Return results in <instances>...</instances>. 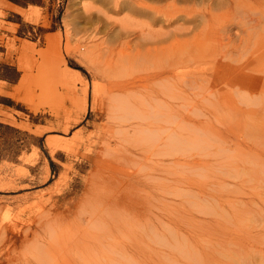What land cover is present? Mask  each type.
Masks as SVG:
<instances>
[{"label": "rangeland", "instance_id": "1", "mask_svg": "<svg viewBox=\"0 0 264 264\" xmlns=\"http://www.w3.org/2000/svg\"><path fill=\"white\" fill-rule=\"evenodd\" d=\"M16 8H23L27 13L22 14ZM102 12L103 5L98 0H0V264H91L87 259L91 255L88 257L90 262L96 257L100 264H117L119 261V264H264V114L250 117L245 112L222 108L227 101H216L203 92L204 100L193 99L197 102L184 97L175 98V101L168 98L180 107L179 114L164 111L160 126L152 124L146 130L148 133L131 129L123 136L118 127L120 135H117L113 125L119 126L122 118L105 112L107 104L110 106L107 102L112 103L108 97L109 89L113 83L121 81L142 84L147 47L144 45L139 49L142 57L138 59L135 30L139 21L118 22L112 17L110 22ZM122 22L127 25L123 28L126 32H114L122 28ZM102 24L109 30H104ZM262 32L264 29L260 30ZM196 33L199 45H209L205 48H210V57L216 55V58H208L205 54L207 56L199 57L195 63L207 68L208 81L219 82L223 79L215 74L219 71V61L230 62L218 53L227 48V41L217 32ZM250 33L231 32L232 59H241L239 50H243L242 46L248 40L251 41L249 50H254ZM208 40L212 41L206 43ZM242 40L246 42L242 43ZM232 59L231 63L236 64ZM237 63L241 65L242 60ZM246 84L241 92L238 90L241 97L232 92L231 105L244 109L264 102V94H251L253 91ZM232 87L237 91V87ZM177 89L172 92L175 94ZM94 92L102 93V96H95ZM121 93H127L124 96L133 100L130 103L148 100L142 88H127ZM249 101L252 105H248ZM212 102L217 107L213 116L207 111L213 107H209ZM195 105H200L197 111H193ZM181 107H188L190 111H182ZM158 110L156 105L135 107L130 113L146 118L150 123L153 121L151 116L159 114ZM186 112L190 113L187 115L190 121L189 118L181 121L182 115L187 117ZM205 118H208L207 123ZM193 120L201 123L194 125ZM229 122L234 127L231 129V146L225 144L223 137L224 124ZM107 131L111 132L107 134ZM168 131L175 139L169 138L165 145L159 146L163 139L159 141L157 135H165ZM141 134L145 139H141ZM47 137L54 139L48 143ZM105 138L111 139L110 142ZM139 144L154 151L161 147L160 150L163 148L167 154L168 158L160 154L148 158L142 156L145 166L140 165L139 171V174H151L156 161H166L167 177L157 174L153 177L155 185L161 184L168 192L166 203L161 205L157 200L156 187L149 188L153 207L151 225L146 228L148 235L142 231L144 224L140 226L139 220L133 228L114 234L106 222L94 217L97 212L94 202L102 194L105 195L102 200L118 194L119 178L124 180L126 176L119 171L132 169L130 161L126 165V160L118 161L117 157L127 148ZM170 153H176L183 162H191L194 158L213 165L197 168L183 162L177 165L171 161ZM135 155L142 160L139 154ZM219 167L231 170V176L217 180L216 176L221 173ZM111 173L114 175L109 176ZM111 176L118 177L113 181ZM212 179L218 181V186L213 185L210 190L217 191L214 192L219 195L217 200L207 194L196 196L195 188ZM71 197L77 206L72 208L73 213L69 216L65 205L58 208L56 205L69 202ZM97 205L100 212L97 214L122 210L110 203ZM160 206L163 212L159 210ZM198 208L205 214L197 212ZM162 213L164 215H160ZM48 218L52 222L50 226L32 232L38 219ZM113 234L118 242L114 241L116 238H109ZM162 234L169 237V247L160 245ZM90 235L101 236L100 246L89 250L91 254L78 257L74 251L85 245L82 236ZM135 240L139 243L136 252L129 251L126 255L111 252L113 243L115 247L112 248L118 249Z\"/></svg>", "mask_w": 264, "mask_h": 264}, {"label": "bare ground", "instance_id": "2", "mask_svg": "<svg viewBox=\"0 0 264 264\" xmlns=\"http://www.w3.org/2000/svg\"><path fill=\"white\" fill-rule=\"evenodd\" d=\"M98 1H100L103 5L102 14L104 13L105 16L110 18V20H111L110 22H112V20H113V19H111L112 17L116 20H119L118 22H120L121 20H125V21L130 20V21H135V22L139 21V24L135 30V32H137L135 39H136V44L138 47V50H137V57L139 56L138 59L140 57H142L139 49L143 48L144 45L147 47L146 52H145V56H146L145 62L147 64L143 62L144 60H142V62L145 64L144 76L142 77L143 78L142 84L139 85V84H136L135 82H132V81L115 82L111 85V87L109 89L110 93L108 94V97L110 100H112V103L104 101V102L110 103V106H108V104H107L108 108L107 109L105 108L106 109L105 112L112 113V114L109 113L108 115L112 116L115 114V115L119 116L120 118H122L119 121V119H117V117H116V119L119 121V123H118L119 126H117L115 128L116 125L115 126L113 125V127H114L113 129H117L115 131L116 132L118 131V133H119L117 135H120L119 130H121V134L122 133L124 134L123 136H125V134L128 135L131 132L130 131L131 129L132 130H141L143 133H144V131H145V133H148L146 130H148L149 127L153 126L152 124H156V125L160 126V121H162V115L165 114L164 111H166L167 113H169L171 115L179 114L180 107H177L176 105L171 103V101L169 102L168 98L172 99V101H175L178 98L184 97V98H187L189 100H192L193 102H197L193 99L204 100L203 92L210 94V96H213V98H215L216 101L217 100L227 101L228 103H224L225 107H222V108L234 110L237 112H245L250 117L255 116L257 113L264 114V102L261 103L260 105L257 103H254L255 107H252L253 105L249 101L248 102L249 104L248 103H245V104L252 105V106H246L244 109L239 105H236V106L231 105V98H233L232 92L238 93V96H240L239 92H241L244 88L247 87L246 86L243 88L242 87L243 84H246V83L248 84V89L250 87V90L253 91V92H251V94L255 93V92L257 93V95H259L261 93L264 94V52H262L264 50V32L260 33V30L264 29V0H98ZM22 9L16 8V10L21 12L22 14L27 13L26 11L25 12L23 11L24 9L23 10ZM231 18H233V21H231ZM101 23H103V22H101ZM115 23L116 22H114V24ZM122 23H120L122 25V28H120L121 25H119L120 29L116 30V28H115L116 31H114V32H121V30L123 32H126V30L123 29V28H127V27H125L126 24H124V23L122 24ZM261 25H263V27ZM104 27H102V28H104ZM106 28H108V27H105L104 30H106ZM117 28H118V26H117ZM258 28H260V29L258 30ZM112 29H111V31H112ZM108 30H106V31H108ZM127 30H129V29H127ZM130 30L132 31V29H130ZM236 31L237 32H252L250 34H252L251 35L253 37L252 44L254 45V50H252V51L249 50L250 49L249 46L251 44L250 43L251 41L248 42L249 41L248 40L247 41L248 43L246 42V40L243 41L244 38H246V37H244L242 40L243 41L242 43L246 42V44L245 45L243 44V46H242L243 50L240 51L236 47V49H238L240 54H241L240 55L241 59L238 57L239 60L237 59V57H236V59L231 58L232 57L231 53H233V52H231V32H236ZM196 32H217V33H219V36H221L222 40L226 39V41H227V42H225V45H227V48L225 47L224 50H220V51H218V53H220L222 55V58L226 57V59H229L230 62L228 61L227 63H221L223 61H219L218 65H217V68H219V71L218 72L215 71V74H219V75L223 76V79L219 82L208 81V78H207L208 70H207V68H205L204 66L201 67L200 64L198 65L195 63V62H197L199 57L207 56L205 54L209 55L208 52L211 50L210 48L209 49L205 48V47H208L209 45H207V46L199 45V42H197L195 39L197 37V34H198ZM189 34H191L192 36L187 37V35H189ZM247 38H249V37H247ZM219 39H220V37H219ZM210 41H212V40H208L206 43H210ZM166 43H167V45H165ZM220 43H222V41ZM212 49H213V47H212ZM245 54L247 56H244ZM215 56L210 57V55H209L208 58L213 59V57H215ZM219 57L220 56H218V58ZM201 59H203V58H201ZM204 59H206V58H204ZM231 59L236 64L233 65V63H231ZM241 60H242V64L238 65L237 62L241 61ZM211 62H212V60H211ZM184 69H186L188 74L185 71V75H184V73H183ZM214 69H215V67H214ZM231 70L234 71V73H231L232 72ZM232 86L237 87V89H235L237 91H233L234 88ZM176 87H178V89H177V92L174 94L172 91H175ZM127 88H130L132 90L142 88L144 90L145 97L148 99V100H146V103H143L141 101L130 103V102H133V100H131L130 97H128V96H124L127 93H121ZM85 90L87 91V89H85ZM238 90H239V92H238ZM82 93L84 94V92H82ZM94 94H95V96L97 94L100 95L99 92H97V94L94 92ZM100 96H102V93ZM105 96H107V95L105 94ZM105 96H104V98H105ZM97 97H99V96H97ZM175 98H177V99H175ZM105 99H107V98H105ZM212 99H210V101ZM245 99H247V98H245ZM249 99H250V97H249ZM94 100L96 102V98H94ZM239 100H240V98H239ZM242 100H244V99H242ZM243 102H246V100H244ZM258 102H260V101H258ZM98 103H99V101L97 102V104L96 103L95 104L98 105ZM194 104H196V103H194ZM213 104H214V102L210 103L211 106H209V107H212V106L213 107L211 109L208 108V110H207L208 115L211 114V112H212L211 115L213 116V111H215L217 109V107H215V105H213ZM155 105L159 109L158 110L159 114H157L156 116H154V115L151 116V117H153V121H150L151 124L146 121V118L140 117L136 114L132 115L130 113V110H133L135 107H145L146 106V107L150 108V107H153ZM198 106H200V105H195V107H194L195 109L193 111H197L196 109H199V108H197ZM181 109H182V111H185V110L190 111L189 110L190 108H188V107H185V108L181 107ZM184 114L187 116L190 113L186 112ZM186 118L188 119L189 117L188 116L185 117L182 115L181 121L185 122ZM113 119H114V116H113ZM189 121H190V118H189ZM193 121H194L193 124L197 125V126H198V124L201 123V122L196 121V120H193ZM204 121L207 123L208 118H205ZM249 121H250V119H249ZM223 124H222V126H223ZM118 127H119V130H118ZM224 127L226 130H225V133H223V132L222 133H223V137L226 139L225 144L227 146H231L230 145L231 144V129H234V127L231 126V122L224 124ZM153 129H156V128L153 127ZM115 131L113 130V132H115ZM159 131H161V130L159 129ZM110 132L107 131V134ZM124 132H126V133H124ZM151 132H149L148 135H150ZM169 132L170 131H168L165 135L164 134L163 135L160 134V136L157 135L158 140L163 139L162 142L159 144V146H161V145L163 146V144L165 145L166 142L169 140V138L173 137V135ZM134 134H135V132H134ZM148 135H146V136H148ZM154 135H156V134H153V136ZM129 136H127V137L129 138ZM107 137H109V136H107ZM111 137L112 136H110V138ZM127 137H125V140ZM142 138H143V136L141 134V139ZM152 138L154 139V137H152ZM53 139H54L53 137H47L48 143H50L51 140H53ZM111 139L106 140V138H105V140L108 142H110L109 140H111ZM138 139H137V141H138ZM143 139H145V138H143ZM121 140H119V141H121ZM156 140H155V142H156ZM149 141H151V140H149ZM153 142H154V140H153ZM109 145H110V143L108 144V146ZM155 147H156V145L154 146V148ZM161 147H159V148L161 149ZM164 148H165V146H164ZM160 149L155 150V151H154V149L149 150V148L147 146H143V145L139 144V146L136 145V146H131L130 148H127L125 150V153H120L118 155V157H119V158L117 157L118 161L120 159H123V161L126 160V165L129 164V161L131 162V164H130L131 166H129V167L132 170L131 171L127 170L130 173L124 169H121L119 171L121 174H126V176L124 177V180H121V176L119 178L120 184L116 185L117 193H118L117 195H114L113 197L111 196L109 199H107V197H106L107 200L106 199L102 200L103 199L102 197L105 196L102 194L101 197L97 198L96 201L94 202L95 203L94 204L95 209L97 210V212L95 211V213H94V217L100 219L101 222H103V221L106 222L108 224V227L110 228L111 233H114V232H115L114 234L121 233V231H124V230L128 229L129 227L133 228L135 221L139 220L138 222H141L140 226L144 224L142 231L145 230L146 234L148 235V232H147L148 230L146 228H148L149 225H151V223H149V221L151 220L150 212L152 211V207H153V203H152V199H151V197L153 195L151 194V192H149V188L153 189L154 187H156V189L158 190V193H157V190H155L156 193L158 194V196H156L157 200L160 201L161 205L165 204L166 203L165 199L168 195V192H166V189L164 188V186L162 188L161 184L159 185V187L156 186L155 182H153V177L156 176V174L159 176H162V177H164V176L167 177L166 172L168 169L166 170V168H167V164L165 163L166 161L160 160V161L155 162V166L152 167V168H154V170L151 172V174L149 172L146 174L145 173L139 174V171L142 169V167L140 165L143 166L145 164V162H144L145 159L143 161L144 157H142V156H145L146 158H148L150 155L153 156L152 154H160L161 157L162 156L167 157L166 156L167 154H166V152L164 153L163 148H162V151ZM238 149L241 150V147H239ZM135 154H139L141 156L140 158H142V160L139 159L138 157H136ZM169 155H170V157H172L171 161L174 164L179 165L181 162H183L181 160V157L176 156L177 155L176 153H174L173 155L170 153ZM89 157L90 156H88L87 159L90 161ZM153 157H155V156H153ZM157 159L158 158H156V160ZM162 159H165V158H162ZM192 159H191V162L186 161L183 163L192 165V168L193 167H196V168L197 167H206V166L213 165V164H211V162H208V161L203 162V161H197L194 158H192ZM118 161H117V163H118ZM114 164H116V162H114ZM108 165H109V163H108ZM122 165H123V162H122ZM108 169H110V168H108ZM113 171H114V168H113ZM113 171H112V173H113ZM219 171L221 173L216 176L217 180H219V181H221V178H223L224 176H228V175L231 176V170H228V169L224 170V168L219 167ZM109 172H111V171H109ZM112 173L109 174V176L114 175ZM142 176H144V177H142ZM116 177H118V176H116ZM116 177L111 176V178H114V179H112L113 181L116 180L115 179ZM106 179H108V178H106ZM217 180L212 179L209 183L207 182L205 184H201L198 188L196 187L194 190V191H196L195 195L198 197H202V196H205L207 194L208 196L211 197V199L217 200V197L219 195L218 196L215 195L216 193H214V192L216 190L213 189L214 190L213 192L210 191L212 189L213 185L218 184ZM173 181L176 182L177 180H173ZM110 188H112V187H110ZM85 189H87V187H85ZM110 191L106 190V192H110ZM175 191L176 190H173V192H175ZM212 193H214V194H212ZM109 195L110 194H108V197H109ZM106 196H107V194H106ZM220 196H222V195H220ZM56 202H57V200H56ZM98 203H103V206L104 205L107 206V204L110 203V204L115 205V207L117 206V208L118 207L121 208L123 211L118 209V211H114V212L110 213L111 210H109L108 213H110V214H108L107 212H106V215L97 214V213H100L98 210L99 209V205H97ZM62 205H65L64 207L67 211H69V216H70L73 213V212L71 213L72 208L75 205L77 206V203L74 201V198L71 197L69 199V202L63 201V202L58 203L56 206L58 208ZM108 207H110V206H108ZM155 207H157V206L155 205ZM161 207L162 206H160L159 210H161ZM198 210L200 211L199 208L197 209V212H199ZM73 211H75V210L73 209ZM195 213H196V211H195ZM199 213H201V212H199ZM201 214H205V212L201 213ZM160 215H164V214L162 213ZM49 221H50V218L44 219V220L38 219L35 223V229L32 230V232H37L38 230L39 231L45 230L52 223ZM54 221L56 222L57 220H54ZM162 224L164 225L165 223L163 222ZM209 224L211 226L210 221H209ZM77 225L78 224L76 223V227H77ZM169 227H170V229L173 230V228L171 226H169ZM169 227L166 226V228H168V229H169ZM140 230H141V228H140ZM75 231H76V229H75ZM75 231H73V232H75ZM154 232H156L155 229H154ZM168 232H171V231H168ZM73 234L70 233V235H73ZM114 234H113V236L112 235H110V236L108 235V236H109V238H111V240L116 238V240H114L116 242L118 239H117V237H114ZM15 236H16V234H15ZM158 236H159V238L161 237L160 235H158ZM82 237L83 238L85 237V239H84L85 245L79 246V248H77L74 251L78 257L82 256V255H83V257H85V254L89 255V253L92 252L89 250H93V249L98 248L102 242L101 236H98V235H90V236H82ZM76 238H78V237H76ZM159 240H160V245L163 244L166 247L170 246L171 242L169 241V237H167L165 234H162V237ZM159 240H158V242H159ZM137 242H138V240H135V242L130 243L127 246L123 243V245H125V246H122L118 249L112 248L114 246V243H113L112 244L113 246L110 245V246H112L111 252L116 253L117 255L120 253H125V255H126L129 251L130 252H133V251L136 252V250L139 246L138 245L139 243H137ZM178 243H179V241H178ZM178 243H176V244H178ZM52 247H55V246H52ZM178 248H177V250H179ZM72 250H74V249H72ZM108 250H110V249H108ZM108 250H105V251L109 252ZM147 251H148V249H147ZM74 252H73V255H74ZM107 252H105V255L108 254ZM197 253L199 254V252H197ZM109 254L106 256L111 255V254L110 255ZM122 255L124 256V254H122ZM122 255H121V257H123ZM98 256H100V255H98ZM88 257L89 256H87L88 263L92 264V262H93L95 264V262L99 261V259L96 260L95 259L96 257L94 256L95 258H93L92 261L90 262V259H89L90 257L89 258ZM131 257H134V256H131ZM107 258L103 257V259H107ZM110 258L112 260H114L111 256H110ZM110 258H108V260H110ZM116 258L119 259V257H116ZM118 259H116V260L118 261ZM104 261H106V260H104ZM85 262H87V261H85ZM82 263H83V261H82ZM97 263L100 264L99 262H97ZM111 263H112V261H111ZM116 263L119 264L120 261H119V263L118 262H116ZM102 264H103V262H102ZM144 264H149V263L145 262Z\"/></svg>", "mask_w": 264, "mask_h": 264}]
</instances>
